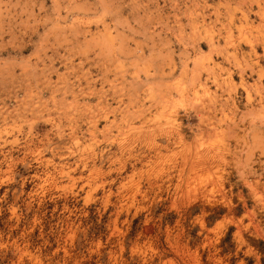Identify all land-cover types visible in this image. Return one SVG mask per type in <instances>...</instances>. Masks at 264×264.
Here are the masks:
<instances>
[{
	"label": "clouds",
	"instance_id": "9594fccd",
	"mask_svg": "<svg viewBox=\"0 0 264 264\" xmlns=\"http://www.w3.org/2000/svg\"><path fill=\"white\" fill-rule=\"evenodd\" d=\"M201 44L239 52L255 86L186 78ZM260 61L264 0H0V185L45 244L86 218L121 264H264L242 236L264 240Z\"/></svg>",
	"mask_w": 264,
	"mask_h": 264
},
{
	"label": "rangeland",
	"instance_id": "374dc122",
	"mask_svg": "<svg viewBox=\"0 0 264 264\" xmlns=\"http://www.w3.org/2000/svg\"><path fill=\"white\" fill-rule=\"evenodd\" d=\"M252 46L241 44L240 48L248 51ZM200 47L202 51L194 54L187 64L186 78L194 79L202 85L212 81L211 91L217 95H227L228 90H234L237 95L247 94L246 89L255 86L260 72L258 68L246 64L239 52L234 53L232 57L228 53L221 54L222 50L210 55L205 45L201 44ZM228 51L232 52V49ZM256 51L259 53L260 48L256 47ZM259 64L264 66V61ZM141 78L143 79V76ZM238 85L240 87H237ZM31 187L26 184L25 193L29 192ZM6 189L8 194L5 200L0 202V264H121V256L117 255L112 246L115 237L109 239L107 230L101 226H87L90 220L86 218L77 221L84 232L78 231L75 234L71 246L53 244L50 240L45 244L43 241L46 237L43 233L47 229L32 226L33 213L27 209L24 196L17 199L13 194L12 185H0V195H3ZM90 216L91 213L89 218ZM236 232V226L229 225L220 237L217 246L221 253L226 249H234L237 243L234 239ZM242 236L253 250L258 252L260 247H264V240L246 234ZM126 253L125 247L124 253L121 254L125 260Z\"/></svg>",
	"mask_w": 264,
	"mask_h": 264
}]
</instances>
